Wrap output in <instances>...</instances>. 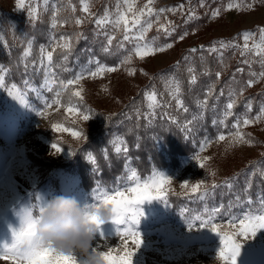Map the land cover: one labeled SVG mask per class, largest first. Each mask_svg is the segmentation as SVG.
<instances>
[{"label":"rangeland","instance_id":"1","mask_svg":"<svg viewBox=\"0 0 264 264\" xmlns=\"http://www.w3.org/2000/svg\"><path fill=\"white\" fill-rule=\"evenodd\" d=\"M78 2L80 8L72 4L70 6L72 14L75 15L71 26L77 24L76 20H80L81 23L84 18L93 20L103 36L115 39L119 62L116 66H108L99 63L97 59H89L78 68L75 76L84 68L96 71L99 66L115 67L116 71H105L95 78L85 71L81 80L65 88L57 81L51 62L47 60V52L53 53L58 43L51 39L48 44L40 47V55L37 57L39 68L44 72L42 83L30 82L24 87H19L7 83L6 69L0 73L5 77L4 83L0 84V244L12 243V230L20 227L24 211L33 208L34 215H38L39 207L45 206L53 196H73L82 205H90L96 202L94 196L97 189L103 191L119 186L121 191L127 193L128 188L135 186L137 181L132 178L134 170L129 166V175L122 184L112 187L97 186L91 192H86L80 186L77 173L62 168L47 170L33 163L29 157L34 155L38 159L55 164L71 161L73 156L71 149L63 148V151L56 152L51 145L55 142H64L70 148L79 147L87 135L97 132L103 125L102 118L96 117V113L119 112L141 88L145 89L146 108L150 115H154L166 101V98L160 97L158 87L151 84L155 74L171 64L178 63L182 53L191 52L192 48L210 51L215 48L216 51L212 52L220 58L226 53L232 54L235 58L239 57L241 67L238 69L245 71V68H248L245 71L246 83L241 88L235 87L234 83L227 85L229 91L223 116L227 118L234 113L232 111L240 98L248 94H256L259 97L249 98L243 105L245 112L237 116L234 123L226 125L225 129L221 130L219 135H225L224 141L218 140L219 135L215 139H204L197 152L184 157L178 168L154 171L146 178L137 175L139 182L143 183L154 173H164L170 178V183L165 187L167 203L153 199L139 205L143 215L135 227L140 232L143 243L133 256V264H224L218 257L220 237L211 229L216 227L222 234L236 232L240 219L249 214L243 213L224 222L214 216L207 227L201 228L200 221H196L190 230L186 221L196 216L208 219L211 212L204 210L193 216L189 214L176 216L169 209L168 195L171 193L195 197L203 201L208 195L213 194L216 188L203 198H198L199 193L191 192L192 185L204 181V185L209 188L213 183L224 186V181H231V175L264 153V38L259 32V29L264 28V0H220L216 5L215 0ZM83 5H87V12L83 10ZM162 8L170 11L160 12ZM77 9L80 10V16L76 14ZM148 9L152 10L151 14ZM215 11H218L219 15L213 16ZM30 12L33 13L32 16L29 15ZM44 13L49 14L50 26L53 25V17L55 28L64 24L61 21L64 14L51 0H25L23 9L17 7V0H0V48L6 45L7 30L3 19H8L11 24L10 30L21 35L25 42L26 37L16 30L17 23L12 16L26 14L29 19L36 20ZM121 16L127 17V27L131 30L126 31L123 21L117 23ZM98 19L104 23L98 25ZM136 20L139 21V25L132 28L133 21ZM148 24H151L150 28L147 27ZM245 32L252 34L247 41L242 35ZM184 33L187 35L181 40L179 37ZM126 34L129 36L127 41L123 39ZM220 42L226 43L221 47ZM24 44L23 57L31 58L33 39H27ZM61 44L65 46L69 45V42L63 38L59 42V45ZM167 44H172V47L168 48ZM154 48L164 50L155 51L154 54L143 58L136 54L137 49L151 51ZM25 52L29 55L25 56ZM161 80L171 99H175L181 106L182 101L175 80L170 77H162ZM249 80L253 81L251 87L248 86ZM76 91L81 92L80 97L73 95ZM153 93L155 99H149ZM79 101L85 109L76 104ZM229 103L233 104L231 109L227 108ZM69 107L79 108L80 112L69 113L67 111ZM84 114L89 115L90 119L83 120ZM244 119L253 122L243 125ZM224 122L225 119H221V124ZM237 122L240 124L239 128L233 127ZM53 124L80 131L83 135L73 137L70 132L53 130ZM74 125L81 129L73 128ZM238 132L251 143L234 142L233 137ZM117 147L121 148L119 141L116 142ZM197 156L201 159L209 158L205 161L204 168L196 161ZM185 181H188V186L182 187ZM118 227L120 226L111 221L100 225V231L96 234L90 253L96 255L95 253L104 251L122 255L126 247L127 250H135L131 237L116 233ZM100 232H103V240H99ZM237 239L242 242L238 264H264V229L246 241L240 237ZM93 248L95 253L92 251ZM76 256L78 261H88L84 254L77 252ZM0 264L13 262L0 259Z\"/></svg>","mask_w":264,"mask_h":264},{"label":"trees","instance_id":"2","mask_svg":"<svg viewBox=\"0 0 264 264\" xmlns=\"http://www.w3.org/2000/svg\"><path fill=\"white\" fill-rule=\"evenodd\" d=\"M51 1L64 14L61 20L64 24L56 28L50 26L48 13L36 20L29 19L26 14L12 16L17 23L16 30L25 35V42L33 39L31 58L23 57L25 42L21 35L10 30L8 19H3L7 31L6 45L0 48V64L7 70V83L19 87L30 82L42 83L44 72L39 68L37 57L40 55V47L48 44L51 39L58 42L53 50L51 67L59 83L72 79L78 68L89 59H97L99 63L108 66L118 64L115 39L109 45V38L102 35L93 20L84 18L81 25L71 26L75 15L70 6L72 4L80 8L79 0ZM219 2L220 0H215L214 5ZM79 12L77 9L76 14ZM63 38L69 42L67 48L59 45ZM239 61V57L235 58L229 53L220 58L209 49H197L195 53L184 52L178 63L156 73L151 82L154 87H158L160 97L166 98L154 115H150L146 108L145 89L141 88L119 112L96 113V117L102 118L103 125L97 132L87 135L79 147L70 148L64 142H55L62 148L73 151L71 161L55 164L38 159L32 154L29 158L47 170L62 168L77 173L80 186L86 192H91L97 186L112 187L122 184L129 175V166L140 178H146L154 171L176 169L184 157L197 152L204 139L217 138L226 125L234 123L235 118L245 112L243 105L249 98L259 97L248 94L240 98L232 111L234 113L227 118L223 116L229 91L227 85L234 83L235 87L241 88L246 83L245 71L248 68L245 71H235L241 67ZM162 77L173 78L177 83L181 106L165 91ZM76 104L85 109L82 102ZM86 111L90 112L88 109ZM221 119H225L223 124ZM73 128L81 129L76 125ZM117 141L121 143L119 153L116 152ZM125 147L127 152L123 151ZM89 153L96 158L95 165L87 159ZM94 168L98 170L94 172ZM230 179L231 187L220 185L203 201L170 193L169 209L176 216H193L204 210L212 214L216 209L218 214L215 217L223 222L243 213L261 214L264 211V153L231 175Z\"/></svg>","mask_w":264,"mask_h":264},{"label":"snow or ice","instance_id":"3","mask_svg":"<svg viewBox=\"0 0 264 264\" xmlns=\"http://www.w3.org/2000/svg\"><path fill=\"white\" fill-rule=\"evenodd\" d=\"M83 3V0H82ZM25 6V0H17V7L20 9H23ZM182 8L183 5H180ZM231 7V5L229 6ZM83 10L87 12L88 7L87 5H83ZM170 11V9H160V12L164 11ZM149 14H151V9H148ZM30 16L33 15L32 12L29 13ZM219 15L218 11L213 12V16ZM123 21V23L126 26V31H129L127 27L128 20L126 16H121L120 19L117 21V23ZM76 23H81L80 20H76ZM104 23L103 20H97V24L100 25ZM139 25V21H133L132 28H136ZM53 27H55V17H53ZM147 27H151V24H148ZM259 32L262 35V38H264V28L259 29ZM187 33H184L179 38L181 40L184 39V36H186ZM245 41H247L251 37V33L245 32L242 34ZM123 39L125 41L129 40V36L126 34L124 35ZM112 40L111 38L108 40V44L111 45ZM226 42H220L221 47L224 46ZM69 45L65 44V47L67 48ZM31 47V45H29ZM168 48L172 47V44H167ZM203 48V46H201ZM245 47H247V44H245ZM164 48H154L151 51L148 49L140 50L137 49V56L143 58L148 55L154 54L155 51H163ZM212 51H216L215 48L211 49ZM192 53L197 52L196 48H192L190 50ZM29 53L25 52V56H28ZM53 57L52 52H47V60L51 62ZM67 57H65L66 59ZM186 59V58H185ZM90 64L92 61L89 62ZM5 70L2 66H0V73H3ZM88 71V74L95 78L98 75H102L105 71L107 72H114L116 71L115 67H106V66H99L97 67L96 71H90L87 68H84L81 70L79 74L75 76L74 79H70L64 84V82H61L65 88L74 85L79 80H81L84 76V72ZM238 71H242L241 69H238ZM217 76H219V73H217ZM4 75L0 74V84L4 83ZM194 82V78H193ZM253 81H248V86H252ZM51 90V89H50ZM74 96L80 97L81 92L76 91L73 93ZM19 98V97H18ZM149 99H155V94L153 93L152 96L149 97ZM58 102V101H57ZM48 107H51V105H47ZM233 107L232 103H229L227 105L228 109H231ZM69 113L76 112L79 113V108H73L69 107L67 109ZM43 115V113H41ZM83 120L87 121L90 119V116L87 114H84L82 116ZM259 119V117H257ZM253 121L249 119L243 120V125H248L252 123ZM215 123V122H214ZM240 124L237 122L233 125V127L239 128ZM53 130L56 131H64V132H70V134L73 137H80L83 135L82 132L73 130L70 128L58 126L56 124L52 125ZM226 139L225 135L221 134L218 137L219 141H224ZM234 142H244V143H251V141H246L244 138V135L242 133H236V135L233 137ZM51 147L56 152L63 151V148L58 143H53ZM124 152H127V148L125 147L123 149ZM116 152H121V148L117 147ZM87 159L90 161L91 164H96V158L89 153L87 156ZM208 157H204L201 159L199 156L196 157V161L198 162L199 166L201 168L205 167V161L208 160ZM94 172L98 169L94 168ZM212 175H215V173H212ZM132 178L136 179V184L133 187H130L127 189V193H131L132 195L127 194L124 191H121V188L117 186L113 189H107V190H96V194L94 196L95 203H92L90 205H86L88 208L92 209H99L100 207H108L111 209V219L110 221L120 226L117 228L116 233L124 236L131 237V243L135 245V250H126L124 254L122 255H113L110 252H104L100 251L98 253H95V248L92 249V251L99 256L105 264H133V256L135 255V252L141 247L143 240L140 232L136 230V225L140 222V217L143 215L142 209L139 207V205H142L145 201H151L153 199H160L163 200L165 203H167V199L165 196V187L167 184L170 183V178L166 176L164 173H154L153 176L149 179L144 181L143 183L139 182V179L137 177V174L135 171L132 172ZM224 184L231 187V181L226 180L224 181ZM182 187L188 186V181H185L182 185ZM220 185H217L213 183L211 185V188L204 185V181H200L194 185L191 186V192L192 193H199L198 198H203L209 191L214 190L216 187H219ZM39 199V197H37ZM264 208V206H262ZM45 211V206L39 207V214L34 215L33 208L28 209L24 211L22 217H21V224L18 229L12 230V236L13 240L11 244L3 243L0 244V259L3 260H11L13 264H89L88 261H78L76 254L73 255H66L63 253H59L55 251L51 246H45L43 245L40 240L35 235V229L37 224V217L43 214ZM218 214V210L214 209L212 214L209 216L208 219H202L200 216L192 217L186 223L188 224V228L191 230L195 224L196 221H200L199 226L201 228L207 227L211 223L212 218ZM85 218L87 221H90L96 225L97 232L100 231V225H102L104 222L101 221L97 216L95 215H89L88 213H85ZM261 229H264V211H262L259 215H245L243 219H240L239 221V227L238 231L230 233V234H222L216 227H212L211 231L217 233L220 237V248L218 249V257L220 260L224 262V264H238V257L241 254L242 249V242L237 239V237L242 238L244 241L248 240L250 237H255L258 231ZM104 235L103 232H100V238L99 240H103ZM128 241H125V245H127Z\"/></svg>","mask_w":264,"mask_h":264},{"label":"clouds","instance_id":"4","mask_svg":"<svg viewBox=\"0 0 264 264\" xmlns=\"http://www.w3.org/2000/svg\"><path fill=\"white\" fill-rule=\"evenodd\" d=\"M85 213L97 216L104 223L111 219V209L88 208L73 196L56 195L47 201L45 211L37 217L35 235L45 246L66 255L77 252L88 257L89 264H103V260L90 253L96 239V225L85 218Z\"/></svg>","mask_w":264,"mask_h":264}]
</instances>
